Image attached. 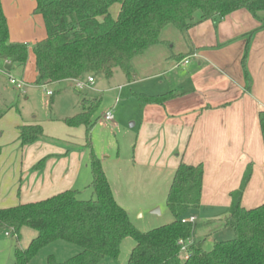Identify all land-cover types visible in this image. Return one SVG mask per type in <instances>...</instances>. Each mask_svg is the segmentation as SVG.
Segmentation results:
<instances>
[{"label":"crops","instance_id":"crops-1","mask_svg":"<svg viewBox=\"0 0 264 264\" xmlns=\"http://www.w3.org/2000/svg\"><path fill=\"white\" fill-rule=\"evenodd\" d=\"M1 4L11 42L34 45L46 37L42 16L33 13L35 0H1ZM114 10L118 15V4ZM259 16L264 18V13ZM260 26L261 22L246 9L216 22L202 21L188 29L190 33L193 29L202 31L191 36V44L179 53L184 54L182 59L187 58L188 64L180 65L179 54L166 55L175 61L168 70L151 75L164 80L158 82L160 91L146 95L169 97L162 103L142 104L139 108L133 159L119 171L115 186L106 168L111 160L100 159L114 199L132 223L133 212L143 217L145 212L152 215L161 206L159 195L164 193L166 199L181 161L203 166L200 205L184 215V220L192 219L191 243L205 239V244H213L232 236L225 226L230 194L238 190L248 166L252 173L241 204L250 209L264 203V150L258 120V113L264 110V28ZM162 44L163 40L151 49L161 48ZM246 45L248 52L242 63ZM12 68L20 71L22 81L29 71L31 78L23 82L34 83L37 73L33 51L28 50L23 68ZM2 75L8 78L11 73L0 68V78ZM79 111L54 115L43 126L38 115L26 117L17 108L0 113V209L36 202L66 190L80 194L82 188L90 186L89 155L81 148L85 144L78 143L82 140L79 134L72 132L78 127L63 122ZM59 123L65 128L57 126ZM35 124L42 126L43 136L22 145L18 128ZM7 232L0 229V264L13 260L12 245L6 244Z\"/></svg>","mask_w":264,"mask_h":264},{"label":"trees","instance_id":"trees-1","mask_svg":"<svg viewBox=\"0 0 264 264\" xmlns=\"http://www.w3.org/2000/svg\"><path fill=\"white\" fill-rule=\"evenodd\" d=\"M35 2L33 13L42 16L46 30V37L32 48L37 73L34 85L38 87L88 76L111 78L116 69L128 82L134 81L137 77L134 59L159 44L161 32L170 26L187 31L202 21L214 19L216 22L234 11L246 9L261 22L260 28H264V18L259 16L264 12V0ZM114 4L119 5L116 18L110 11ZM196 13L199 18L195 21ZM183 56L179 54L177 58ZM245 57L246 53L242 63ZM27 60L28 44L9 40L0 0V61L23 68ZM80 95V111L63 122L70 127H84L85 146L90 147L101 98ZM135 96L142 104H153L162 103L169 94ZM258 120L264 150V110L258 113ZM42 136L39 124L18 128L22 145L32 144ZM88 164L93 195L90 199H79L76 190H66L36 202L0 209V229L13 230L16 241L23 227L36 231L25 248H14L9 264H31L39 250L56 241L75 245L80 250L63 261L48 255L44 264H100L106 257L117 259L126 238L134 240L127 264H264V203L250 209L241 204L251 166L245 170L238 190L230 194L225 226L232 231V236L214 241L211 249H207L205 239L190 242L192 223L184 221L185 213L200 205L201 164L188 165L182 161L178 164L165 199L172 220L145 232L134 226L126 210L115 201L100 158L93 150L89 151ZM180 240L187 244V256L180 252Z\"/></svg>","mask_w":264,"mask_h":264},{"label":"rangeland","instance_id":"rangeland-1","mask_svg":"<svg viewBox=\"0 0 264 264\" xmlns=\"http://www.w3.org/2000/svg\"><path fill=\"white\" fill-rule=\"evenodd\" d=\"M116 5L114 4L110 9L114 18L117 17L116 13H114ZM194 17L195 21L198 20L199 13H196ZM198 31H202V28L193 29L191 33L188 30L180 31L172 26L164 29L160 34V39L165 44H162L161 48L150 49L134 59L133 66L139 77L137 82H128L123 73L119 69H116L111 78H106L102 75L94 76L93 83L81 90L76 88L72 83L67 82L51 85L49 89L54 92L51 98V96L46 94L47 88L45 87H38L34 83L28 82L24 84L21 90H17L9 84L7 76L2 75L0 78V113H3L6 108H17L26 117H29L31 114L38 115L43 126V122L47 124L48 119L54 117V115L58 116L64 112L73 113V111H79L78 102L82 98L80 91L86 93L85 96L87 97L92 95L99 96L101 103L96 112V117H99V119L91 130L90 147L82 146L81 148L87 151L88 155L89 151L93 150L101 160H106L107 158L111 160V162L106 164V168L115 186V180L119 182V171L132 162L133 159V144L139 123L138 110L142 107V103L135 95L152 94L161 90L162 86L158 82L164 80V78L155 79L151 75L162 72L165 69L168 70L175 61V58L172 56L167 59L165 56L177 55L180 51L186 50L187 46L191 44V36H195ZM250 34L246 37L248 41ZM32 48L33 42H29L28 50L31 51ZM245 53H243L242 59ZM0 68L3 71L10 72L15 78L22 80L20 78V71L16 68L3 66L2 63H0ZM28 78H31L29 71L25 72L23 81L26 82L25 79ZM83 83L86 84V80H83ZM108 110H112L114 115V120L110 122L103 119V114ZM57 126L65 128L62 123H59ZM72 132H75L77 135L79 134L78 136L82 140L78 143L84 145V128L78 127L73 129ZM116 159L118 161H115ZM164 195V193L159 195L161 206L156 207V209H159L157 213L149 215L145 212V215L142 217L139 215L135 216L133 212V224L137 229L145 232L159 225L169 223L172 220V215L166 207ZM91 197L93 195L90 186L82 188L81 193L78 194V198L82 200H87ZM35 235V230L23 227L20 231L19 240L16 241V238L10 235L8 237L9 241H6V244L12 245L13 253V248L16 246L18 248H25ZM133 245V239H124L118 258L112 259L106 257L100 264H127L129 251ZM205 247L211 249L212 244L207 242ZM79 250L80 248L75 245L64 241H56L39 250L32 259L31 264H44L48 255H53L58 261H63Z\"/></svg>","mask_w":264,"mask_h":264},{"label":"built area","instance_id":"built-area-1","mask_svg":"<svg viewBox=\"0 0 264 264\" xmlns=\"http://www.w3.org/2000/svg\"><path fill=\"white\" fill-rule=\"evenodd\" d=\"M188 64V59L185 58L181 61L180 65L181 66H186ZM94 81V78L91 77V76H88L86 78V84L83 83V80H73L72 84L78 88V89H83L84 87L88 86L89 84H92ZM8 82L10 85H12L15 89L17 90H21L23 87H24V82L22 80H19L15 77H13L12 75H8ZM45 88H47L46 90V94L51 96L53 94V92L51 90L48 89L47 86H45ZM103 119L105 121H113L114 119V115H113V112L112 110H108L104 113L103 115ZM184 221H187V220H184ZM188 222H192V219H190ZM6 235H11L13 237H16V234L14 233L13 230H8V232L6 233ZM179 245H180V252L182 255L184 256H187L188 255V249H187V244L183 241V240H180L179 241Z\"/></svg>","mask_w":264,"mask_h":264},{"label":"water","instance_id":"water-1","mask_svg":"<svg viewBox=\"0 0 264 264\" xmlns=\"http://www.w3.org/2000/svg\"><path fill=\"white\" fill-rule=\"evenodd\" d=\"M159 210L158 209H155L153 213H157Z\"/></svg>","mask_w":264,"mask_h":264}]
</instances>
